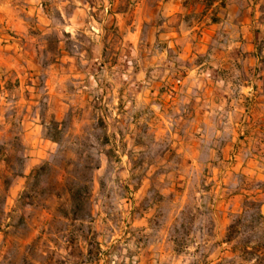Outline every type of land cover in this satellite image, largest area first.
Returning <instances> with one entry per match:
<instances>
[{
    "label": "rangeland",
    "instance_id": "374dc122",
    "mask_svg": "<svg viewBox=\"0 0 264 264\" xmlns=\"http://www.w3.org/2000/svg\"><path fill=\"white\" fill-rule=\"evenodd\" d=\"M263 203L264 0H0V264H264Z\"/></svg>",
    "mask_w": 264,
    "mask_h": 264
},
{
    "label": "trees",
    "instance_id": "16d2710c",
    "mask_svg": "<svg viewBox=\"0 0 264 264\" xmlns=\"http://www.w3.org/2000/svg\"><path fill=\"white\" fill-rule=\"evenodd\" d=\"M54 123H58V122H54ZM55 139H57V138H55ZM55 141H57V140H55ZM9 158H8V156H4V158H2V160L3 161H7ZM39 168L40 167H36V168H34L33 170H32V172H31V176H32V178H34V177H36V176H38V174H39ZM231 227V226H230ZM245 251L246 252H248V253H250V251L247 249V247L245 248ZM252 253V252H251ZM257 264V263H256Z\"/></svg>",
    "mask_w": 264,
    "mask_h": 264
},
{
    "label": "crops",
    "instance_id": "0c3cea01",
    "mask_svg": "<svg viewBox=\"0 0 264 264\" xmlns=\"http://www.w3.org/2000/svg\"><path fill=\"white\" fill-rule=\"evenodd\" d=\"M261 209L264 212V203L261 205Z\"/></svg>",
    "mask_w": 264,
    "mask_h": 264
}]
</instances>
